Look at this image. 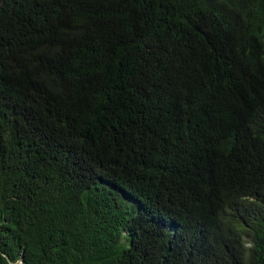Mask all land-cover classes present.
Returning <instances> with one entry per match:
<instances>
[{"label":"trees","instance_id":"1","mask_svg":"<svg viewBox=\"0 0 264 264\" xmlns=\"http://www.w3.org/2000/svg\"><path fill=\"white\" fill-rule=\"evenodd\" d=\"M0 264H264V0H0Z\"/></svg>","mask_w":264,"mask_h":264}]
</instances>
